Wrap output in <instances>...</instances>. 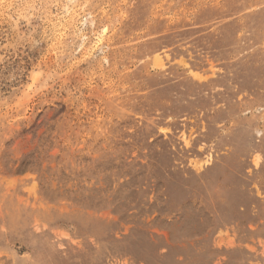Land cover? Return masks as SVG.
I'll use <instances>...</instances> for the list:
<instances>
[{
  "label": "rangeland",
  "instance_id": "1",
  "mask_svg": "<svg viewBox=\"0 0 264 264\" xmlns=\"http://www.w3.org/2000/svg\"><path fill=\"white\" fill-rule=\"evenodd\" d=\"M0 264H264V0H0Z\"/></svg>",
  "mask_w": 264,
  "mask_h": 264
}]
</instances>
